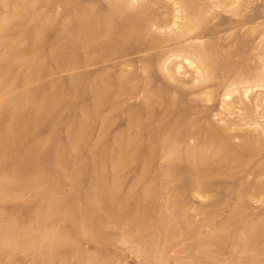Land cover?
<instances>
[{
  "label": "rangeland",
  "instance_id": "obj_1",
  "mask_svg": "<svg viewBox=\"0 0 264 264\" xmlns=\"http://www.w3.org/2000/svg\"><path fill=\"white\" fill-rule=\"evenodd\" d=\"M0 264H264V0H0Z\"/></svg>",
  "mask_w": 264,
  "mask_h": 264
},
{
  "label": "bare ground",
  "instance_id": "obj_2",
  "mask_svg": "<svg viewBox=\"0 0 264 264\" xmlns=\"http://www.w3.org/2000/svg\"><path fill=\"white\" fill-rule=\"evenodd\" d=\"M131 2V1H130ZM133 3V2H132ZM130 4V3H129Z\"/></svg>",
  "mask_w": 264,
  "mask_h": 264
}]
</instances>
